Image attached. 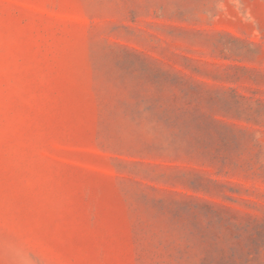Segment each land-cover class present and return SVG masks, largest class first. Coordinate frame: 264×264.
Returning <instances> with one entry per match:
<instances>
[{"label": "rangeland", "instance_id": "rangeland-1", "mask_svg": "<svg viewBox=\"0 0 264 264\" xmlns=\"http://www.w3.org/2000/svg\"><path fill=\"white\" fill-rule=\"evenodd\" d=\"M0 264H264V0H0Z\"/></svg>", "mask_w": 264, "mask_h": 264}]
</instances>
